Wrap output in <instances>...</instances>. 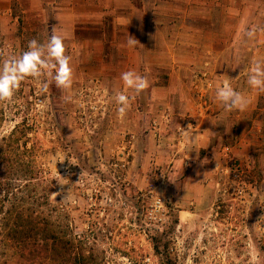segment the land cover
Instances as JSON below:
<instances>
[{
    "label": "rangeland",
    "instance_id": "obj_1",
    "mask_svg": "<svg viewBox=\"0 0 264 264\" xmlns=\"http://www.w3.org/2000/svg\"><path fill=\"white\" fill-rule=\"evenodd\" d=\"M251 13L236 39L229 21L225 35L201 33L197 43L243 41L234 57L264 63V34ZM19 14L4 19L3 31L0 24V64L50 34L31 32ZM42 56L40 75L0 99V147L12 145L8 155L28 162L12 191L0 190V264H264V96L244 123L225 122L195 149L178 119L155 135L154 113L147 122L133 113L128 123L104 113L95 77L57 87L54 60L46 48ZM19 211L63 237L58 258L22 255L8 235Z\"/></svg>",
    "mask_w": 264,
    "mask_h": 264
},
{
    "label": "crops",
    "instance_id": "obj_2",
    "mask_svg": "<svg viewBox=\"0 0 264 264\" xmlns=\"http://www.w3.org/2000/svg\"><path fill=\"white\" fill-rule=\"evenodd\" d=\"M250 7L257 34H264V0H0V24L3 31L4 19H17L22 12L31 32L47 33L55 26L71 48V81L95 77V97L103 100L104 113L119 115L125 123L133 113L144 114L143 122L154 113L155 135L178 119L197 149L210 145L225 122L244 123V114L260 108L264 89L247 83L256 61L246 63L233 54L243 41H196L201 33L225 35L229 21H235V39L241 36ZM129 35L134 44L128 43ZM128 70L146 78L139 93L121 79ZM223 84L245 97L242 110L225 109L216 99V88ZM117 92L129 98L122 113ZM95 110L100 111L98 105Z\"/></svg>",
    "mask_w": 264,
    "mask_h": 264
},
{
    "label": "clouds",
    "instance_id": "obj_3",
    "mask_svg": "<svg viewBox=\"0 0 264 264\" xmlns=\"http://www.w3.org/2000/svg\"><path fill=\"white\" fill-rule=\"evenodd\" d=\"M253 32L254 29L250 28L246 35L251 37ZM64 39L65 37L59 34L57 28L53 26L45 44H40L36 38H33L28 41L27 50L18 56L4 60L0 64V99L9 98L18 87L19 81L25 76L38 77L40 75L43 66L47 63L42 56L43 48H46L47 56L54 60L52 80L57 87L67 89L71 84L72 68L70 56L65 54ZM136 41L134 37L129 35V44H134ZM121 79L127 87L137 93L146 87V78L132 70L122 72ZM247 83L253 88L264 89V63L254 62V66L249 70ZM45 87H47L46 84ZM215 96L217 100L222 102L225 109L240 108L242 110L247 103L240 92L227 84L218 86ZM115 98L116 102L121 105L118 111L124 112L129 98L122 92H117Z\"/></svg>",
    "mask_w": 264,
    "mask_h": 264
},
{
    "label": "trees",
    "instance_id": "obj_4",
    "mask_svg": "<svg viewBox=\"0 0 264 264\" xmlns=\"http://www.w3.org/2000/svg\"><path fill=\"white\" fill-rule=\"evenodd\" d=\"M9 147L12 148L13 146L9 145ZM9 147L4 148L1 146L0 154L6 152L7 157L9 156L8 153L12 154L11 151L9 152ZM23 148L28 149L26 144L23 145ZM27 164L28 162L21 163V161L11 156L8 159L0 156V190L7 191V193L12 191L14 188L12 178L19 175L21 167L23 165L25 167ZM28 172V169H24L25 175L23 176H29L30 173ZM5 195L8 196V194ZM39 221L41 220H37V217H30L19 211L14 216L8 235L13 241L21 245L23 256L27 252L26 249H28L29 253L35 252L44 258H55L54 255H57L58 258L64 248L63 237L56 229L54 230L46 225H42ZM31 260L36 261L35 258H31Z\"/></svg>",
    "mask_w": 264,
    "mask_h": 264
},
{
    "label": "built area",
    "instance_id": "obj_5",
    "mask_svg": "<svg viewBox=\"0 0 264 264\" xmlns=\"http://www.w3.org/2000/svg\"><path fill=\"white\" fill-rule=\"evenodd\" d=\"M226 149H228V147H226ZM160 201V200H159Z\"/></svg>",
    "mask_w": 264,
    "mask_h": 264
}]
</instances>
